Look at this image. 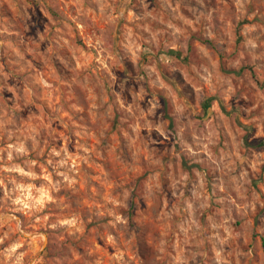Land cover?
<instances>
[{
    "label": "rangeland",
    "instance_id": "374dc122",
    "mask_svg": "<svg viewBox=\"0 0 264 264\" xmlns=\"http://www.w3.org/2000/svg\"><path fill=\"white\" fill-rule=\"evenodd\" d=\"M258 141L264 0H0V264H264Z\"/></svg>",
    "mask_w": 264,
    "mask_h": 264
},
{
    "label": "trees",
    "instance_id": "16d2710c",
    "mask_svg": "<svg viewBox=\"0 0 264 264\" xmlns=\"http://www.w3.org/2000/svg\"><path fill=\"white\" fill-rule=\"evenodd\" d=\"M208 106H209V101L206 100L204 105H203V107H204V109H206V108H208ZM169 129H170L171 133H173L171 128H169ZM172 137L174 138L175 136L172 135ZM252 144L254 145V147L263 148L264 149V142H262V141L252 142ZM263 247H264V242H263Z\"/></svg>",
    "mask_w": 264,
    "mask_h": 264
}]
</instances>
